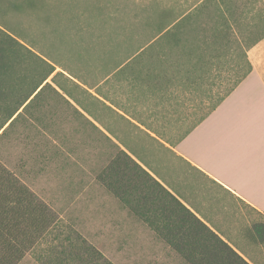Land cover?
<instances>
[{
  "label": "trees",
  "instance_id": "1",
  "mask_svg": "<svg viewBox=\"0 0 264 264\" xmlns=\"http://www.w3.org/2000/svg\"><path fill=\"white\" fill-rule=\"evenodd\" d=\"M36 1L0 0V140L19 123L42 125L46 112L56 122L63 108L114 150L98 181L183 264H250L121 150L102 122L111 116L128 123L127 115L150 140L164 147L152 133L175 146L251 72L247 52L264 38V0H199L181 12L138 4L116 10L110 24L102 17L96 29L80 26L74 51L87 71H99L92 82L45 59L5 28L8 14L36 9ZM107 38L124 43L115 46L125 47L122 58L107 49ZM147 122L172 123L160 132ZM179 122L195 123L175 136ZM56 219L0 161V264H18ZM243 235L263 244L264 221L249 223ZM59 247L46 264H111L83 238L65 239Z\"/></svg>",
  "mask_w": 264,
  "mask_h": 264
},
{
  "label": "rangeland",
  "instance_id": "2",
  "mask_svg": "<svg viewBox=\"0 0 264 264\" xmlns=\"http://www.w3.org/2000/svg\"><path fill=\"white\" fill-rule=\"evenodd\" d=\"M197 1L37 0L36 9L19 14L10 13L3 23L13 37L32 46L45 59L92 82L99 76V71L95 67L87 71L74 51V43L79 42V38L74 35L78 27L87 24L96 29L101 25L102 17L110 24L109 17L116 10L132 9L138 4H149L152 11L173 6L181 12ZM116 44L124 43L105 39L107 49L122 58L126 49L123 47L119 50ZM58 65H55L56 71H60ZM127 104L135 109L134 104ZM58 114L56 122H49L46 112L42 125L35 122L19 123L7 138L0 140V161L38 199L47 204L57 218L47 235L18 264H46V259L69 238L85 239L111 264H183L145 224L122 208L98 181L99 172L108 164L114 150L100 139L91 125L86 123L82 126V122L69 119L63 108L58 109ZM66 119H69L68 122ZM104 121L101 122L115 136L123 137L136 148L147 145L148 149L156 152L154 142L137 126L129 122H117L111 116ZM147 123L154 130L162 132L163 126H169L172 122ZM194 123L179 122L175 136L178 131L181 134ZM94 124L100 126L97 122ZM166 134L170 135V132L166 131ZM154 157H164L163 161L173 163L170 155L161 150L154 153ZM176 166L183 178H191L197 195L202 196L208 206L221 212L222 220H233L235 225L232 232L242 244L245 257L253 264H264V243L253 244L243 235L249 223L264 221L261 215L211 179L194 172L188 165L178 163Z\"/></svg>",
  "mask_w": 264,
  "mask_h": 264
},
{
  "label": "crops",
  "instance_id": "3",
  "mask_svg": "<svg viewBox=\"0 0 264 264\" xmlns=\"http://www.w3.org/2000/svg\"><path fill=\"white\" fill-rule=\"evenodd\" d=\"M247 53L252 66L248 76L175 146L168 145L150 133L164 146L149 139L154 142V152L147 145L136 148L123 137H114L115 133L111 129V134L107 135L172 196L253 264L245 257L242 244L235 239L233 220H222L221 212L208 206L202 196L197 195L191 178H183L176 166L178 163L188 165L194 172L223 187L264 219V40ZM124 117L131 125L146 131L139 122L127 115ZM159 150L170 155L173 163L164 162V157H154V153ZM109 194L118 201L114 194ZM121 205L134 216V211H130L126 204ZM139 211L143 212L142 208ZM146 227L157 238L156 232Z\"/></svg>",
  "mask_w": 264,
  "mask_h": 264
}]
</instances>
